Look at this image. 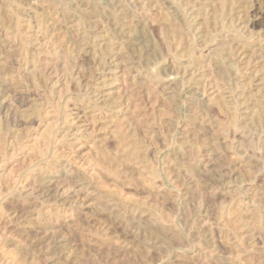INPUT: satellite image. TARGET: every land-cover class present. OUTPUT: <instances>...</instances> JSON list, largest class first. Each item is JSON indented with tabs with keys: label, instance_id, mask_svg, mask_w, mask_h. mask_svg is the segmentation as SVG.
Wrapping results in <instances>:
<instances>
[{
	"label": "rangeland",
	"instance_id": "obj_1",
	"mask_svg": "<svg viewBox=\"0 0 264 264\" xmlns=\"http://www.w3.org/2000/svg\"><path fill=\"white\" fill-rule=\"evenodd\" d=\"M0 264H264V0H0Z\"/></svg>",
	"mask_w": 264,
	"mask_h": 264
},
{
	"label": "bare ground",
	"instance_id": "obj_2",
	"mask_svg": "<svg viewBox=\"0 0 264 264\" xmlns=\"http://www.w3.org/2000/svg\"><path fill=\"white\" fill-rule=\"evenodd\" d=\"M181 36H182V35H181ZM181 36H180V38H181ZM190 46H191V45H190ZM221 47H223V46H221ZM215 48H216V47H215ZM192 49H193V48H192ZM227 56H228V55H227ZM109 58H111V57H109ZM249 60H250V59H249ZM107 64H108V63H107ZM230 66H231V65H230ZM231 67H232V66H231ZM229 68H230V67H229ZM229 68H227L228 70L225 68L224 72L222 73V76H225V75L228 76V75H229V73H227L228 71L230 72ZM227 74H228V75H227ZM226 76H225V77H226ZM31 125H32V124H31ZM124 139H125V138H124ZM123 144H124V143H123ZM130 144H131V143H130ZM134 145H135V144H134ZM123 146H124V145H123ZM128 146H129V144H128ZM124 147H126V146H124ZM121 148H122V146H121ZM131 149H132V148H131ZM136 149H137V148H136ZM125 150H126V149H125ZM123 151H124V150H123ZM130 151H131V150H130ZM129 154H131V152H130ZM125 155H126V154H124V156H125ZM137 155H138V153H137ZM130 156H131V155H130ZM130 156H127V157L125 156V157H126V158L129 157L128 160L130 161V160H131L130 158H133V156H134L133 153H132V156H131V157H130ZM138 156H139V155H138ZM133 159H134V158H133ZM135 159H137V157H136ZM132 161L135 162L134 160H132ZM42 184H43V183H42ZM47 189H48V188H47ZM44 191H45V190H44ZM257 218H258V215H257ZM239 220H240V219H239ZM235 223H236V222H235ZM240 223H241V222H240Z\"/></svg>",
	"mask_w": 264,
	"mask_h": 264
}]
</instances>
